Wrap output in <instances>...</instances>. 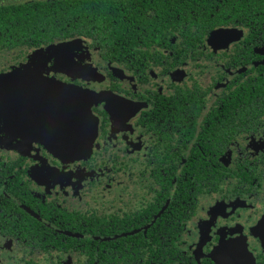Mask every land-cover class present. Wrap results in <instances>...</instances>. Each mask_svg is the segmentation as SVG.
<instances>
[{
  "label": "flooded vegetation",
  "instance_id": "af4514ba",
  "mask_svg": "<svg viewBox=\"0 0 264 264\" xmlns=\"http://www.w3.org/2000/svg\"><path fill=\"white\" fill-rule=\"evenodd\" d=\"M76 1L61 37L32 15L61 0H0V74L112 96L84 158L0 116V264H264V0Z\"/></svg>",
  "mask_w": 264,
  "mask_h": 264
},
{
  "label": "water",
  "instance_id": "95a60500",
  "mask_svg": "<svg viewBox=\"0 0 264 264\" xmlns=\"http://www.w3.org/2000/svg\"><path fill=\"white\" fill-rule=\"evenodd\" d=\"M58 60L61 63L62 58ZM69 68L75 69L74 66ZM30 93L32 96H27ZM21 95L27 98L25 105ZM111 97L107 92L92 91L42 74L19 70L0 74V116L6 129L12 131L15 108H18L17 115L28 112V107L34 111L41 109L38 126L42 137L35 140L43 142L62 159L89 155L98 133V119L92 105ZM33 114L36 116V112ZM29 141L32 139L22 140L23 144Z\"/></svg>",
  "mask_w": 264,
  "mask_h": 264
},
{
  "label": "trees",
  "instance_id": "16d2710c",
  "mask_svg": "<svg viewBox=\"0 0 264 264\" xmlns=\"http://www.w3.org/2000/svg\"><path fill=\"white\" fill-rule=\"evenodd\" d=\"M76 0H61V11L54 8L44 11H33V16L40 17L45 21V26L54 27L58 35L68 37L74 34L77 28L76 15L79 8ZM15 13L9 8H0V46L2 44L10 45L9 36L14 30ZM24 21V20H23ZM21 22L22 29H26V23ZM61 22V28L58 23ZM76 25V28H75ZM9 43V44H8Z\"/></svg>",
  "mask_w": 264,
  "mask_h": 264
},
{
  "label": "rangeland",
  "instance_id": "374dc122",
  "mask_svg": "<svg viewBox=\"0 0 264 264\" xmlns=\"http://www.w3.org/2000/svg\"><path fill=\"white\" fill-rule=\"evenodd\" d=\"M33 59H35V62H38V64H36L35 63V66H31V63H30V61H29V63L28 64H26L25 65V67H30L31 66V68L32 67H34V68H37V70H39V71H44L45 70V68H46V61H47V56H44V54H38L37 56H36V58H34V54H33ZM33 60H31V62H32ZM34 63V62H33Z\"/></svg>",
  "mask_w": 264,
  "mask_h": 264
}]
</instances>
